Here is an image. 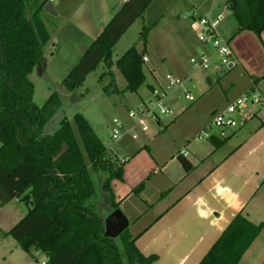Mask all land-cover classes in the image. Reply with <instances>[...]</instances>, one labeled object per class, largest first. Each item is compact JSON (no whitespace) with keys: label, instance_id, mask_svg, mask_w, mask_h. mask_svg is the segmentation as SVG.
Here are the masks:
<instances>
[{"label":"trees","instance_id":"16d2710c","mask_svg":"<svg viewBox=\"0 0 264 264\" xmlns=\"http://www.w3.org/2000/svg\"><path fill=\"white\" fill-rule=\"evenodd\" d=\"M152 1L127 0L122 5L62 81L65 91L80 87L101 63L110 70L114 45ZM225 1L238 33L259 37L264 32V0ZM47 2L0 0V207L14 199L27 207L6 235L28 255L43 254L45 264H152L156 256H143L127 229L115 239L104 235V201L112 197L111 181L122 179L123 164L106 157L88 121L75 114L44 133L60 107L59 97L51 93L37 106L29 75L50 39L41 18ZM146 31L143 27L140 52L130 47L115 61L126 86L113 92L136 93L145 82ZM63 146L66 151L55 159ZM112 209L117 204L112 202ZM263 226L236 214L198 264H239Z\"/></svg>","mask_w":264,"mask_h":264},{"label":"crops","instance_id":"0c3cea01","mask_svg":"<svg viewBox=\"0 0 264 264\" xmlns=\"http://www.w3.org/2000/svg\"><path fill=\"white\" fill-rule=\"evenodd\" d=\"M126 1L73 0L76 8L68 22L90 46ZM199 5L200 16L230 11L225 0L220 11L215 8L219 6H215L214 0H203ZM193 15H197L196 10L190 17ZM163 18L151 26L150 32ZM176 19L180 18L176 16ZM242 32L238 33L235 25L231 32L234 39H227L233 53L230 69L208 70L209 73L196 84L197 91H191L193 101L185 100L180 90L169 93L167 101L173 112L167 117L169 120L161 122L163 130L159 135L150 144L143 141L129 152L116 153L112 158L123 164V172L121 180L110 183L112 200L106 196L104 214L108 216L114 211L112 202L117 204L128 221L127 230L135 238L138 251L145 257L156 256L152 264H198L238 213L253 224H264V116H256L243 127L229 132L224 139L215 133L209 139L199 138L210 125L214 113L224 110L252 87L264 98V68L260 69V63L264 64V32L259 37L254 34L255 39L246 35L242 41H236ZM175 34H172L173 44L182 48ZM161 41L169 46L167 42L171 40L163 34ZM144 57L148 63L147 47ZM167 59L163 56L161 61ZM234 67L241 70L239 79L244 78L243 74L247 79H230ZM171 68L176 74L181 72L176 62ZM157 69L156 66V70H150L152 78L146 84L145 93L137 91L138 100L128 102L127 109L145 102L152 88L162 85L163 76ZM184 77L191 79L189 75ZM135 131L136 140L130 134L128 137L139 141L143 133ZM222 140L224 142L219 144ZM141 183V190L133 192ZM26 212L27 207L19 218H0V264H45L43 254L28 255L6 235ZM239 264H264V226Z\"/></svg>","mask_w":264,"mask_h":264},{"label":"rangeland","instance_id":"374dc122","mask_svg":"<svg viewBox=\"0 0 264 264\" xmlns=\"http://www.w3.org/2000/svg\"><path fill=\"white\" fill-rule=\"evenodd\" d=\"M200 3H203V0H153L145 10L143 16L137 19L126 34L114 45L111 56L113 64L110 70L108 71L103 63L99 64L86 77L83 84L72 93H68L63 89L62 81L78 63L83 51L89 46L74 25L68 22L71 20L70 16H73L71 14L76 7L73 0H56L53 3V7L58 12V16L50 15L43 10L41 18L49 33L50 39L43 49L41 59L29 75V80L33 84V102L40 107L47 101L51 93L54 92L57 93L60 102L59 109L45 126L44 133H51L56 130L62 118L71 120L73 115L80 114L88 121L96 136L105 147L106 157L111 160L116 157V153L122 155L124 152H129L143 141L150 144L163 130V127L161 125L159 127L153 124H146L148 127L147 132L143 133L139 141H132L128 137V127L133 122L127 116L128 102H136L138 100V92L145 93L146 84L150 83L152 78L150 70H156L157 66V71L162 76L166 72L176 74L170 71L175 62L179 64L181 71L176 75L181 78L185 75L191 76L192 81L189 86L191 91H197L195 90L196 84L209 73V71L195 70L189 64V59L196 55V49L200 48L196 35L193 33L190 25V16L193 10H196L197 16L202 14V9H199ZM214 3L215 6H219V8L215 7L219 11L221 10L220 8L224 7V0H214ZM225 14L226 17L219 25V32L224 39L231 38L233 40L234 37L231 35V32H233L236 22L230 11H225ZM176 16L180 19L177 20ZM161 17L164 18L161 20L159 26L150 32L151 26ZM143 27L147 30L146 39L151 45V47L150 45L146 46L150 53V61L146 64L144 63L143 66V71L146 76L145 82L137 93L113 92L114 89L124 91L126 86L125 79L115 67L114 63L130 47L134 46L138 51L143 49L141 39ZM173 33L179 36L182 48H179L178 44H173ZM163 34L170 38L171 41L167 42L169 46H166L161 41V35ZM246 35L255 39L253 33L245 31L242 32L241 36L236 38V41H242V37ZM163 56H167L168 59L166 62L161 61ZM261 62H263L262 59ZM263 68L264 64L260 63V69L262 70ZM104 72L107 74L110 72V74L101 76ZM240 72L241 70L239 68L234 67L230 71V79L246 80L247 77L244 74V78H238ZM72 95L76 99L74 102H71ZM256 118L254 117L251 120ZM169 119L167 117H161V122ZM113 120H118L124 125L122 130L123 136L118 143H114L110 139ZM133 129L140 131V127L137 126ZM169 130L170 127L166 132ZM110 147H112V151L109 150ZM99 176L103 180L107 178V175L103 172H99ZM97 198L99 199V196ZM4 206V208L2 207L3 210L0 208V218L11 217L16 219L21 216L22 210H26L24 203L19 200L12 201ZM40 260H42V256Z\"/></svg>","mask_w":264,"mask_h":264},{"label":"built area","instance_id":"2783aa9c","mask_svg":"<svg viewBox=\"0 0 264 264\" xmlns=\"http://www.w3.org/2000/svg\"><path fill=\"white\" fill-rule=\"evenodd\" d=\"M49 2L52 3L53 0H49ZM224 18V11L215 15L192 16L191 26L200 45L197 54L189 60L190 66L195 70L220 72L232 67L233 53L229 41L224 39L219 32V25ZM143 62H147L146 57H143ZM190 83L189 77L181 78L166 73L163 76L162 85L153 87L145 102L127 110L128 118L133 121L132 126L128 127L130 137L133 140L138 138V134L133 129L136 126L140 127V132L146 133L148 129L146 124L160 127L161 117L171 115L172 111L167 101L169 93L180 90L183 92L185 100L193 101ZM260 114L264 115V98L255 87H252L242 96L229 103L224 110L214 113L210 125L199 135V138L209 139L215 133L219 138L224 139L229 132L244 126ZM123 128V123L113 120L110 132L112 142L117 143L121 139ZM109 150L112 151V147Z\"/></svg>","mask_w":264,"mask_h":264},{"label":"water","instance_id":"95a60500","mask_svg":"<svg viewBox=\"0 0 264 264\" xmlns=\"http://www.w3.org/2000/svg\"><path fill=\"white\" fill-rule=\"evenodd\" d=\"M43 10L53 16H56V11L53 7V5L50 2H47L44 6ZM76 101L74 95L71 96V102ZM66 151V147L63 146L60 153L57 155V158H59L64 152ZM105 225V237L115 239L117 238L123 231H125L128 228V221L126 217L123 215V213L116 209L112 211L104 220Z\"/></svg>","mask_w":264,"mask_h":264}]
</instances>
